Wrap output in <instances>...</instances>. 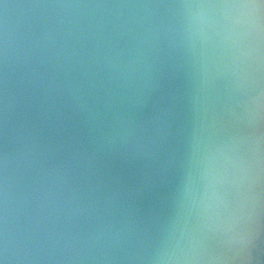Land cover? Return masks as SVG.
Returning <instances> with one entry per match:
<instances>
[{
  "label": "clouds",
  "instance_id": "1",
  "mask_svg": "<svg viewBox=\"0 0 264 264\" xmlns=\"http://www.w3.org/2000/svg\"><path fill=\"white\" fill-rule=\"evenodd\" d=\"M0 264H264V0H0Z\"/></svg>",
  "mask_w": 264,
  "mask_h": 264
}]
</instances>
